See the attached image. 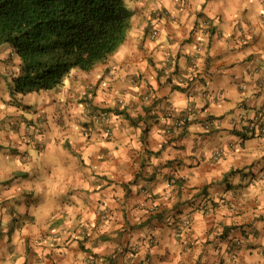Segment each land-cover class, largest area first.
Returning a JSON list of instances; mask_svg holds the SVG:
<instances>
[{"label":"clouds","instance_id":"9594fccd","mask_svg":"<svg viewBox=\"0 0 264 264\" xmlns=\"http://www.w3.org/2000/svg\"><path fill=\"white\" fill-rule=\"evenodd\" d=\"M120 6L50 81L0 40V264H264V0Z\"/></svg>","mask_w":264,"mask_h":264},{"label":"trees","instance_id":"16d2710c","mask_svg":"<svg viewBox=\"0 0 264 264\" xmlns=\"http://www.w3.org/2000/svg\"><path fill=\"white\" fill-rule=\"evenodd\" d=\"M120 5L121 0H0V40L18 42L25 70L35 72L38 80L50 81V73L63 64L87 63L82 60L84 52L91 61L110 49L121 29L107 21L123 15ZM74 45L78 52L72 51ZM54 48L63 49L56 54V62L42 63L41 54ZM32 82L22 79L17 85Z\"/></svg>","mask_w":264,"mask_h":264},{"label":"crops","instance_id":"0c3cea01","mask_svg":"<svg viewBox=\"0 0 264 264\" xmlns=\"http://www.w3.org/2000/svg\"><path fill=\"white\" fill-rule=\"evenodd\" d=\"M145 111H147V109H145Z\"/></svg>","mask_w":264,"mask_h":264}]
</instances>
